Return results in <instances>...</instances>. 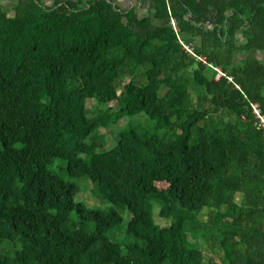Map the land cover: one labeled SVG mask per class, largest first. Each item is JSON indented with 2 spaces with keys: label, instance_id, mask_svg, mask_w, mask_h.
I'll return each mask as SVG.
<instances>
[{
  "label": "trees",
  "instance_id": "trees-1",
  "mask_svg": "<svg viewBox=\"0 0 264 264\" xmlns=\"http://www.w3.org/2000/svg\"><path fill=\"white\" fill-rule=\"evenodd\" d=\"M5 1L0 264H264V0ZM134 116L154 131L106 148L99 129Z\"/></svg>",
  "mask_w": 264,
  "mask_h": 264
},
{
  "label": "rangeland",
  "instance_id": "rangeland-1",
  "mask_svg": "<svg viewBox=\"0 0 264 264\" xmlns=\"http://www.w3.org/2000/svg\"><path fill=\"white\" fill-rule=\"evenodd\" d=\"M12 1L6 0L5 1V6L9 10V14L13 15L14 12L12 10ZM116 2L119 4L120 7L122 8H128L133 0H116ZM142 15H145L146 12L143 10L141 12ZM261 57V55H260ZM95 100L94 99H88L87 100V107L89 108L90 115L94 114L96 112V107H95ZM111 107L113 110H117V102H112ZM124 128H136L138 129L139 132L146 133V132H153L155 129V120L150 119L149 117L146 116H134V117H123L120 119L115 125H111L110 128H100L99 129V134L100 136H103L104 141L106 143V148H112L116 145L117 143V136L118 132ZM61 165V161L59 159L54 161L53 167L54 169H57L58 166ZM65 168V167H64ZM59 174L66 180L72 183H75L78 185L81 189L80 193L77 195L76 200L78 201H84V203L90 207V208H95V209H102L105 211L111 210L113 208V205L111 203L105 202L101 200L97 193L96 190L94 189L93 183L90 181H87L85 178L82 179H74L70 178L67 175V172L65 169H58ZM154 221L157 225L161 227H167L170 225V220L164 219L161 216H159V208L160 206L155 204L154 206ZM116 209L122 214L124 218V222L120 224L117 228H115L110 235L116 240L119 241L121 244L125 245L130 242L135 241V238L127 234V226L130 221L131 215L127 209H124L123 207H116ZM206 212V211H205ZM206 213H204L203 217L206 218ZM189 240L192 244L195 243L194 239L189 236ZM11 249L18 248L19 244L16 242V245L13 243H9ZM200 245L202 246L204 250V254L206 255V258H209L210 252L207 250V245L205 242H200ZM213 256V253H211ZM216 260L219 261V256L217 254L214 255Z\"/></svg>",
  "mask_w": 264,
  "mask_h": 264
},
{
  "label": "built area",
  "instance_id": "built-area-1",
  "mask_svg": "<svg viewBox=\"0 0 264 264\" xmlns=\"http://www.w3.org/2000/svg\"><path fill=\"white\" fill-rule=\"evenodd\" d=\"M184 47L186 48V50L189 52V53H193L192 49L189 48L188 46L184 45ZM219 73L217 74V79H219L221 77V75H223V73L218 70ZM253 112L255 114V116L259 119V123H260V126L261 127H264V115L262 114L261 110L258 108V106L256 105H253Z\"/></svg>",
  "mask_w": 264,
  "mask_h": 264
},
{
  "label": "crops",
  "instance_id": "crops-1",
  "mask_svg": "<svg viewBox=\"0 0 264 264\" xmlns=\"http://www.w3.org/2000/svg\"><path fill=\"white\" fill-rule=\"evenodd\" d=\"M47 3H48V4H51V3H52V0H47Z\"/></svg>",
  "mask_w": 264,
  "mask_h": 264
}]
</instances>
